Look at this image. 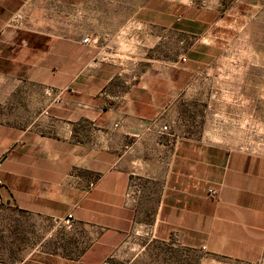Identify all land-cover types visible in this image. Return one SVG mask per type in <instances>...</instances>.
Masks as SVG:
<instances>
[{"label": "crops", "instance_id": "0c3cea01", "mask_svg": "<svg viewBox=\"0 0 264 264\" xmlns=\"http://www.w3.org/2000/svg\"><path fill=\"white\" fill-rule=\"evenodd\" d=\"M44 1L50 32L26 26L43 19L35 5ZM74 1L0 0V208L35 229L18 258L4 237L0 264H106L136 226L218 261L263 262L264 153L239 150L253 143L246 130L213 123L209 138L200 34L188 18L152 9L127 24L115 13L108 33L107 0H83L89 24L64 37L60 4ZM88 36L101 43L84 44ZM243 62L242 76H228L241 92L211 94L218 118L235 113L232 99H258L264 116V47L257 70ZM236 63L219 59L216 68ZM210 78L220 83L219 73ZM48 88L65 89L60 103ZM13 98L22 126L11 120Z\"/></svg>", "mask_w": 264, "mask_h": 264}, {"label": "rangeland", "instance_id": "374dc122", "mask_svg": "<svg viewBox=\"0 0 264 264\" xmlns=\"http://www.w3.org/2000/svg\"><path fill=\"white\" fill-rule=\"evenodd\" d=\"M29 6L28 8H30ZM35 6L41 11L43 19H36L34 22L28 19L26 26L37 23L40 30L50 32L52 4L49 1H44ZM89 7L90 5L85 4L83 0H75L70 5L60 4V33H63L64 37H70L73 33H81L87 27ZM148 9L170 10L178 19L188 18L190 28L200 34V37L195 38L197 40L199 38L208 64L196 68L198 72L196 75L203 79V91L202 89L201 91L205 93L206 97L203 103V121L208 129L209 138L211 139L213 123H219L221 129L224 130H227L228 126L237 130H246L250 133L249 136L253 143L250 147L239 150L251 154L264 153V131L260 132L261 128L264 129V116H260V101L258 99H252L251 103L232 99L230 101L232 105H235V113L229 115L228 112L223 113L221 110L219 118L213 115L211 109L212 92L220 91L232 94L241 92L243 86L229 83L228 76L239 77L245 73L244 59L252 62L251 70L253 72L257 70L255 63L258 60V50L260 45L264 47V0H107L108 33H111L110 29L114 28L117 23L114 17L115 13H118L119 16L120 12H123V22L127 24L133 22L128 18L134 12ZM104 38L108 39L109 37ZM197 40H188V45L198 42ZM203 57L204 55H202ZM185 58H191L192 64H194V60H197V56ZM219 59L221 61L235 60L237 63L235 66L232 64V67L221 64L220 69H217V60ZM213 61L214 63H212ZM218 73L220 83H217L216 79V83L212 84L210 77L214 75L217 78ZM239 87L240 89H238ZM18 91L20 90L18 89ZM20 103L18 98H13L11 103V120L18 126L24 125L27 120L20 115ZM220 103L228 106L229 101L221 99ZM245 109L247 110L246 114L243 113ZM248 109H250L249 113ZM0 118H3L1 113ZM25 219L27 220L26 217ZM152 234L149 227H133L106 264H233L224 259H220L219 262L205 252L183 249L171 242L155 240ZM34 235L35 229L27 227L25 222H21L16 211L0 208L1 250L4 249L5 237L8 254L18 258L32 248ZM259 264H264V261Z\"/></svg>", "mask_w": 264, "mask_h": 264}, {"label": "built area", "instance_id": "2783aa9c", "mask_svg": "<svg viewBox=\"0 0 264 264\" xmlns=\"http://www.w3.org/2000/svg\"><path fill=\"white\" fill-rule=\"evenodd\" d=\"M84 44H97L98 43V38L96 37H85L82 41ZM182 61L185 62L186 61V58L183 57L182 58ZM65 91V89H54V88H48L47 89V94L49 96H53V103H60L61 102V97H62V94L63 92ZM169 130V127L167 125L163 126L162 127V131L165 132V131H168ZM2 163L0 161V167H1ZM95 186V183H91L90 184V188H93ZM208 194L210 197H215L216 196V191L214 189H209L208 191ZM202 249H205V247H203Z\"/></svg>", "mask_w": 264, "mask_h": 264}]
</instances>
